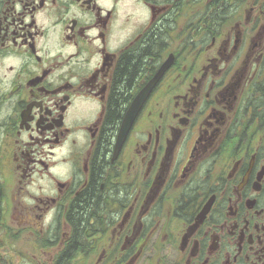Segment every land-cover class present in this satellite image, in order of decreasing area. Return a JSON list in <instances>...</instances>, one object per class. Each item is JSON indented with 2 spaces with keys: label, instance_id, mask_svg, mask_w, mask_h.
<instances>
[{
  "label": "flooded vegetation",
  "instance_id": "flooded-vegetation-1",
  "mask_svg": "<svg viewBox=\"0 0 264 264\" xmlns=\"http://www.w3.org/2000/svg\"><path fill=\"white\" fill-rule=\"evenodd\" d=\"M0 264H264V0H0Z\"/></svg>",
  "mask_w": 264,
  "mask_h": 264
},
{
  "label": "water",
  "instance_id": "water-1",
  "mask_svg": "<svg viewBox=\"0 0 264 264\" xmlns=\"http://www.w3.org/2000/svg\"><path fill=\"white\" fill-rule=\"evenodd\" d=\"M171 59L168 58L167 62H165L157 72V74L151 79V81L142 89V91L138 94L135 101L132 103L131 107L129 108L128 112L126 113L122 126L120 131V139L121 142L125 140L127 133L136 118L139 109L143 105L146 97L149 95V93L153 90L155 85L158 83V81L161 79V77L165 74V72L170 68L171 66Z\"/></svg>",
  "mask_w": 264,
  "mask_h": 264
}]
</instances>
